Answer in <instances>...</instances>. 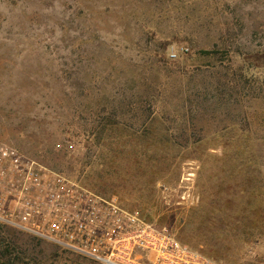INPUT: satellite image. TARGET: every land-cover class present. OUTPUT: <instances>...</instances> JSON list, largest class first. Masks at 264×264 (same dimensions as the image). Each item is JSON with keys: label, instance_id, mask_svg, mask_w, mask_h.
Masks as SVG:
<instances>
[{"label": "rangeland", "instance_id": "374dc122", "mask_svg": "<svg viewBox=\"0 0 264 264\" xmlns=\"http://www.w3.org/2000/svg\"><path fill=\"white\" fill-rule=\"evenodd\" d=\"M0 142L264 264V0H0ZM0 264L88 262L0 226Z\"/></svg>", "mask_w": 264, "mask_h": 264}, {"label": "built area", "instance_id": "2783aa9c", "mask_svg": "<svg viewBox=\"0 0 264 264\" xmlns=\"http://www.w3.org/2000/svg\"><path fill=\"white\" fill-rule=\"evenodd\" d=\"M0 226L88 264H220L116 196H101L0 142Z\"/></svg>", "mask_w": 264, "mask_h": 264}]
</instances>
